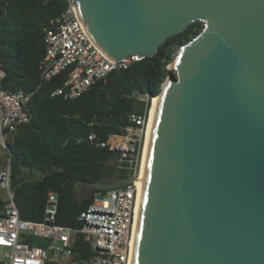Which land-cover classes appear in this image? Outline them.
<instances>
[{
  "label": "water",
  "instance_id": "1",
  "mask_svg": "<svg viewBox=\"0 0 264 264\" xmlns=\"http://www.w3.org/2000/svg\"><path fill=\"white\" fill-rule=\"evenodd\" d=\"M70 1L114 60L202 24L152 97L130 264H264V0Z\"/></svg>",
  "mask_w": 264,
  "mask_h": 264
},
{
  "label": "trees",
  "instance_id": "2",
  "mask_svg": "<svg viewBox=\"0 0 264 264\" xmlns=\"http://www.w3.org/2000/svg\"><path fill=\"white\" fill-rule=\"evenodd\" d=\"M68 0H0V68L4 87L31 95L26 109L31 120L8 141L5 158L11 164V189L23 219L44 220L49 193L58 198L57 224L78 229L77 220L101 192L89 184L113 183L129 177L119 168L118 154L105 143L132 124L130 115L144 114L138 95L157 96L175 51L202 29L195 22L163 43L159 52L125 70L114 71L84 94L65 99L52 94L63 87L67 72L50 81L41 79L40 63L46 54L45 29L67 7ZM94 134L96 138L89 137ZM5 161L0 156V166ZM0 189V207H4ZM46 246V241L28 239ZM73 249L80 258L93 254L77 233ZM47 264H55L49 262Z\"/></svg>",
  "mask_w": 264,
  "mask_h": 264
},
{
  "label": "built area",
  "instance_id": "3",
  "mask_svg": "<svg viewBox=\"0 0 264 264\" xmlns=\"http://www.w3.org/2000/svg\"><path fill=\"white\" fill-rule=\"evenodd\" d=\"M68 2V7L45 29L46 54L40 71L43 81L67 72L64 86L52 95L75 99L110 73L128 69L144 58L133 55L114 60L106 56L89 35L77 6ZM5 75L0 68V152L6 154L11 136L31 120L26 109L31 95L6 89ZM137 98L145 103L144 114L130 115L132 124L123 134L111 135L98 145L118 154L119 168L126 170L129 177L140 178L154 98ZM89 138L94 140L96 136ZM11 175L10 159L6 158V166L0 169V189L5 200L4 207H0V264H130L140 196L138 182L96 193L77 218L80 227L73 229L57 224L58 198L54 193L48 195L43 221L23 219L11 189ZM77 233L90 245V256L80 258L73 249ZM28 239L44 240L46 246L31 245Z\"/></svg>",
  "mask_w": 264,
  "mask_h": 264
},
{
  "label": "bare ground",
  "instance_id": "4",
  "mask_svg": "<svg viewBox=\"0 0 264 264\" xmlns=\"http://www.w3.org/2000/svg\"><path fill=\"white\" fill-rule=\"evenodd\" d=\"M156 104H157V98L153 99V102H152L151 116H150L147 138H146V144H145L143 160H142V165H141V176L138 180V185H139L140 189H141V183H142V179H143V172H144V167H145V163H146V156H147V149H148V141H149V137H150V133H151V128H152L153 117H154V113H155V109H156ZM139 198H140V196H139ZM138 206H139V201H138ZM137 212H138V209H137ZM134 231H135V226H134Z\"/></svg>",
  "mask_w": 264,
  "mask_h": 264
},
{
  "label": "rangeland",
  "instance_id": "5",
  "mask_svg": "<svg viewBox=\"0 0 264 264\" xmlns=\"http://www.w3.org/2000/svg\"><path fill=\"white\" fill-rule=\"evenodd\" d=\"M154 99H155V98H154ZM13 136H14V135H12L10 139H12ZM0 156L3 157L4 159H6V158H5V153H4V152H0ZM5 166H6V162L3 161V162H2V165L0 166V169H3Z\"/></svg>",
  "mask_w": 264,
  "mask_h": 264
}]
</instances>
